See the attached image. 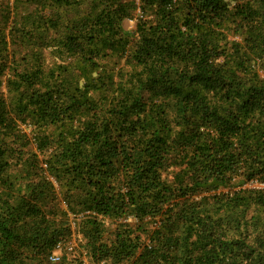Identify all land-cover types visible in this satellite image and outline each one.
I'll return each mask as SVG.
<instances>
[{"label": "trees", "instance_id": "obj_1", "mask_svg": "<svg viewBox=\"0 0 264 264\" xmlns=\"http://www.w3.org/2000/svg\"><path fill=\"white\" fill-rule=\"evenodd\" d=\"M36 1L20 49L0 0V264H264V0Z\"/></svg>", "mask_w": 264, "mask_h": 264}, {"label": "rangeland", "instance_id": "obj_2", "mask_svg": "<svg viewBox=\"0 0 264 264\" xmlns=\"http://www.w3.org/2000/svg\"><path fill=\"white\" fill-rule=\"evenodd\" d=\"M2 3L4 5H6L7 8H9L12 12V15H11V18L9 21L10 23L7 25L8 32H10L11 28H15V31H16L11 36H8V40L10 41L11 38L13 40H20V44L18 46L21 49L23 47V45L24 46H26V45L22 44V41L20 38L21 32H18L16 30V28L19 27L21 24H23L24 17L26 16V14H29L31 12L37 13V12H40L41 10H39L36 0H2ZM44 10L47 14L57 13L58 16H60V14H61V17H63V18H69V17L74 16L73 11L66 10L63 8H59V7L53 6V5H50L48 8H45ZM135 24H136L135 20H126L124 22V26L127 30L134 29ZM15 48H17V47L15 46V44H13L11 46V49L13 50ZM23 52L24 51H22V53ZM56 187L58 188L57 184H56ZM243 188L264 190V185L262 183H259V182H250L248 184H245L243 186ZM58 190H59V188H58ZM63 205L65 206V203H63ZM81 239H82L81 235L75 234V235H73L72 238H70V239H68V241H66L67 242L66 244L68 246H76V248H78ZM63 247H64V245H63ZM63 250H64V248L60 252H58V254H60V256L62 255ZM82 253H83V255H80V260H81L80 264H94L90 261L89 257L86 256L85 250H82Z\"/></svg>", "mask_w": 264, "mask_h": 264}, {"label": "built area", "instance_id": "obj_3", "mask_svg": "<svg viewBox=\"0 0 264 264\" xmlns=\"http://www.w3.org/2000/svg\"><path fill=\"white\" fill-rule=\"evenodd\" d=\"M62 247L63 246L61 244L58 245L57 250L55 251L54 256L52 258L53 261H58L59 260L60 254H58V252H60L62 250ZM69 249L72 250L73 247L70 246ZM95 264H105V262H100V263H95Z\"/></svg>", "mask_w": 264, "mask_h": 264}, {"label": "clouds", "instance_id": "obj_4", "mask_svg": "<svg viewBox=\"0 0 264 264\" xmlns=\"http://www.w3.org/2000/svg\"><path fill=\"white\" fill-rule=\"evenodd\" d=\"M264 185V184H263Z\"/></svg>", "mask_w": 264, "mask_h": 264}]
</instances>
